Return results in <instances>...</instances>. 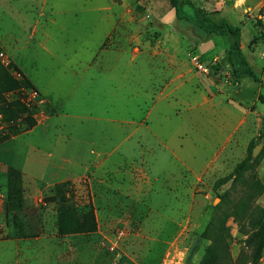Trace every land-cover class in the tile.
Returning a JSON list of instances; mask_svg holds the SVG:
<instances>
[{
	"label": "rangeland",
	"instance_id": "374dc122",
	"mask_svg": "<svg viewBox=\"0 0 264 264\" xmlns=\"http://www.w3.org/2000/svg\"><path fill=\"white\" fill-rule=\"evenodd\" d=\"M188 1L189 22L170 0H0V62L48 105L0 144V264L203 263L233 181L218 182L264 138V0ZM263 152L253 174L264 184ZM10 168L23 173L18 221L34 237L18 236L8 210ZM56 185L77 212L59 213ZM255 205L264 214V192ZM227 225L223 264H249L251 229Z\"/></svg>",
	"mask_w": 264,
	"mask_h": 264
},
{
	"label": "trees",
	"instance_id": "16d2710c",
	"mask_svg": "<svg viewBox=\"0 0 264 264\" xmlns=\"http://www.w3.org/2000/svg\"><path fill=\"white\" fill-rule=\"evenodd\" d=\"M188 1V0H186ZM172 7L176 11L177 18L184 20L181 14L180 2L181 0H170ZM189 2V1H188ZM191 7L198 15L203 17L206 22L214 24L219 28H226L232 34H238L240 29L229 22V19L222 17L220 22L213 19V15H223L220 12L206 14L202 9ZM189 22L188 19H185ZM191 27L196 31H201V27L196 23L190 22ZM1 50V49H0ZM238 54L242 59L246 69L251 76L259 81L256 73L252 69L247 60L245 53L237 47ZM15 71L20 73V69L13 63L9 65ZM220 67L213 65L212 73L218 74ZM22 80H17L9 69L0 62V116L5 127L0 131V144L14 138L15 136L30 132L38 125L37 112L42 108H48L47 103L40 96L39 91L26 77L22 75ZM23 90L20 95H15L16 91ZM14 93V94H13ZM35 96L33 99L32 97ZM264 103V96L260 98ZM264 126V121H263ZM264 153V152H263ZM258 161L253 162L252 150H250L247 158L239 163L234 172L220 180L219 186L227 184L232 180L231 188L220 196L221 203L216 207L215 213L204 231L202 237L210 242L202 264H223L225 260L224 254L229 252V240L231 238V228L227 225L230 218L235 221L242 228L249 227L251 234L247 239V243L252 247L251 253L247 256L249 264H258L264 253V214L263 211L255 205L256 199L264 192V184L253 174V171ZM10 183L14 186L16 193L10 191L9 193V212L13 214L14 225L18 236L34 237L36 233H23L25 221H18V212L24 209L23 193L20 194V189L16 188V183L23 179V173L17 169H9ZM62 186L56 185L54 191L57 192L59 199V213L77 212L76 206L69 204L62 194ZM61 194V195H60ZM63 215V214H62ZM25 216V215H24ZM18 221V222H17ZM18 224V225H17Z\"/></svg>",
	"mask_w": 264,
	"mask_h": 264
},
{
	"label": "water",
	"instance_id": "95a60500",
	"mask_svg": "<svg viewBox=\"0 0 264 264\" xmlns=\"http://www.w3.org/2000/svg\"><path fill=\"white\" fill-rule=\"evenodd\" d=\"M263 148H264V138L262 139V142L254 149L253 160L257 159V157L261 154Z\"/></svg>",
	"mask_w": 264,
	"mask_h": 264
},
{
	"label": "built area",
	"instance_id": "2783aa9c",
	"mask_svg": "<svg viewBox=\"0 0 264 264\" xmlns=\"http://www.w3.org/2000/svg\"><path fill=\"white\" fill-rule=\"evenodd\" d=\"M204 72H205V73H207V72H208V69H207V68H205V69H204Z\"/></svg>",
	"mask_w": 264,
	"mask_h": 264
}]
</instances>
